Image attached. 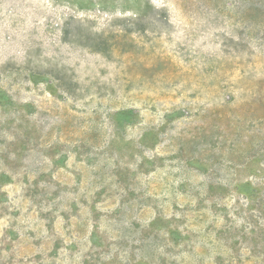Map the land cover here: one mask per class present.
<instances>
[{"label":"rangeland","instance_id":"rangeland-1","mask_svg":"<svg viewBox=\"0 0 264 264\" xmlns=\"http://www.w3.org/2000/svg\"><path fill=\"white\" fill-rule=\"evenodd\" d=\"M0 264H264V0H0Z\"/></svg>","mask_w":264,"mask_h":264}]
</instances>
